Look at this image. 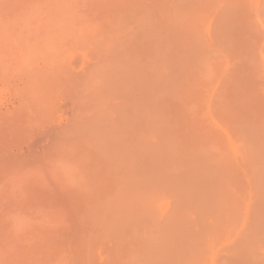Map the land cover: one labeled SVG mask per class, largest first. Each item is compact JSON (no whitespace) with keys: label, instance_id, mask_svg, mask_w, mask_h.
<instances>
[{"label":"rangeland","instance_id":"rangeland-1","mask_svg":"<svg viewBox=\"0 0 264 264\" xmlns=\"http://www.w3.org/2000/svg\"><path fill=\"white\" fill-rule=\"evenodd\" d=\"M0 264H264V0H0Z\"/></svg>","mask_w":264,"mask_h":264}]
</instances>
